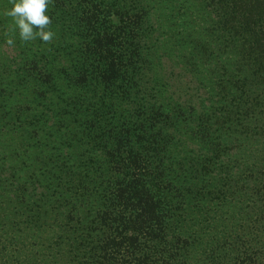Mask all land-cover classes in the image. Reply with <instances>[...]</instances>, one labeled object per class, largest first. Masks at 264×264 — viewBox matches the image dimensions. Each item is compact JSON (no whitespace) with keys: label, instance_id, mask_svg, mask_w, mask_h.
Returning a JSON list of instances; mask_svg holds the SVG:
<instances>
[{"label":"trees","instance_id":"obj_1","mask_svg":"<svg viewBox=\"0 0 264 264\" xmlns=\"http://www.w3.org/2000/svg\"><path fill=\"white\" fill-rule=\"evenodd\" d=\"M11 6L0 264H264V0Z\"/></svg>","mask_w":264,"mask_h":264},{"label":"clouds","instance_id":"obj_2","mask_svg":"<svg viewBox=\"0 0 264 264\" xmlns=\"http://www.w3.org/2000/svg\"><path fill=\"white\" fill-rule=\"evenodd\" d=\"M11 7L6 9L4 15L14 22V31L18 30L19 37L24 42L37 38L44 43H51L55 33L49 29L52 23L47 15L48 5L52 0H10ZM15 41L8 39L7 44L13 46Z\"/></svg>","mask_w":264,"mask_h":264}]
</instances>
